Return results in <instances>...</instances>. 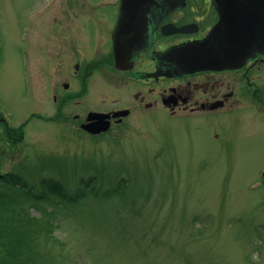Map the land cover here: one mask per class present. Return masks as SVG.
Masks as SVG:
<instances>
[{
  "label": "rangeland",
  "instance_id": "374dc122",
  "mask_svg": "<svg viewBox=\"0 0 264 264\" xmlns=\"http://www.w3.org/2000/svg\"><path fill=\"white\" fill-rule=\"evenodd\" d=\"M40 1L0 0V78L7 90L15 74L22 76L14 45L33 39L27 13ZM37 27L40 48L55 27ZM21 102L20 117L32 105ZM235 116L217 125L239 123ZM248 120L240 121L241 155L207 158L197 154L202 144L191 152L187 139L211 138L185 132L163 114L142 120V137L122 140L36 121L32 143L25 139L13 161L4 158V169L13 168L21 181L1 196L0 257L6 264H264V118ZM51 179L69 194H87L74 203L40 199Z\"/></svg>",
  "mask_w": 264,
  "mask_h": 264
},
{
  "label": "flooded vegetation",
  "instance_id": "af4514ba",
  "mask_svg": "<svg viewBox=\"0 0 264 264\" xmlns=\"http://www.w3.org/2000/svg\"><path fill=\"white\" fill-rule=\"evenodd\" d=\"M39 4L27 13L33 39L27 47L14 45L21 78L15 74L11 90L0 78V191L5 177L19 175L13 168L4 169L5 156L13 161L25 139L32 143L36 121L74 124L92 138L122 140L127 135L142 137V120L163 114L187 126L185 132L211 138L204 142L188 135L191 152L198 142L205 147L197 153L200 157L242 154L240 138L246 127L240 121L264 118V56L227 68L215 57L218 49L203 46L219 45L220 41L207 40L224 16L238 21L243 0H97L95 7L88 0ZM43 24L59 28L36 48L34 33ZM119 62L126 67L119 68ZM115 87L117 94L111 90ZM20 100L32 102L21 117ZM231 115L239 123L217 125ZM100 117L106 131L92 135L84 129L99 123ZM211 146L216 149L208 150Z\"/></svg>",
  "mask_w": 264,
  "mask_h": 264
},
{
  "label": "water",
  "instance_id": "95a60500",
  "mask_svg": "<svg viewBox=\"0 0 264 264\" xmlns=\"http://www.w3.org/2000/svg\"><path fill=\"white\" fill-rule=\"evenodd\" d=\"M254 1L256 0H248L246 2V6H248L247 11L244 13V16L240 15V18H238L239 22H234L224 17L223 24L211 38V43H214L215 40L217 42L220 41V43L216 48L208 47L206 50L213 49L215 52L218 49L215 55L221 61L219 65H224L222 67H242L252 59L264 55V9L260 8L261 11H258ZM260 2L264 6V0H260ZM214 52L211 56H215ZM201 56L203 58L208 57L206 53L201 54ZM226 58H233L235 61L227 63L225 62L227 61ZM118 67L124 68L126 64L119 62ZM94 126H84V129L94 134L102 131L101 128L92 130Z\"/></svg>",
  "mask_w": 264,
  "mask_h": 264
},
{
  "label": "trees",
  "instance_id": "16d2710c",
  "mask_svg": "<svg viewBox=\"0 0 264 264\" xmlns=\"http://www.w3.org/2000/svg\"><path fill=\"white\" fill-rule=\"evenodd\" d=\"M20 178L19 176H9V177H5L3 179V183H2V191H0V200H2V197L6 196V193L4 192H8V190H12L15 186L20 184ZM45 185L44 187H48L51 186L50 190H46V192L48 194H50L48 196V194L44 193L43 195H40L39 198L40 199H44V198H48L51 195L55 196V197H61L62 199L68 201V202H76L79 199L85 197V195L87 194V192H84L82 190H79L78 192L74 193V194H69L67 193L64 188H62V185L60 182L55 181V180H47L44 181ZM115 190L112 191V193ZM2 196V197H1ZM0 264H6V261L3 260L2 258H0Z\"/></svg>",
  "mask_w": 264,
  "mask_h": 264
}]
</instances>
